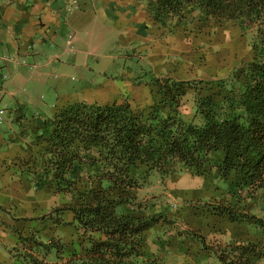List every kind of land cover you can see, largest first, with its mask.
I'll return each mask as SVG.
<instances>
[{"label":"trees","instance_id":"trees-1","mask_svg":"<svg viewBox=\"0 0 264 264\" xmlns=\"http://www.w3.org/2000/svg\"><path fill=\"white\" fill-rule=\"evenodd\" d=\"M134 1L168 35L195 21L231 25L250 58L217 79L150 74L147 109L127 101H80L45 117L19 165L34 189L60 204L29 218L25 235L14 231L9 264H167L159 254L164 241L153 251L146 233L175 220L139 196L154 174L161 180L178 172L199 177L218 198L206 205L211 216L264 228V218L251 213L264 214V0ZM188 95L191 116L181 110ZM189 235L191 243H202L204 263L211 256L217 264L264 261V246L210 247Z\"/></svg>","mask_w":264,"mask_h":264},{"label":"rangeland","instance_id":"rangeland-1","mask_svg":"<svg viewBox=\"0 0 264 264\" xmlns=\"http://www.w3.org/2000/svg\"><path fill=\"white\" fill-rule=\"evenodd\" d=\"M118 9L124 13L132 12L139 21L149 19L143 5L134 0H118ZM144 25L138 35L132 32L128 36L125 34L127 26L121 28L118 25L117 28L113 23H107L101 35L102 42L85 48L84 52H89L90 56L75 58L67 55L61 59L62 68L56 65L47 68L48 75L41 83L34 78L29 85L14 91V98L24 102L21 113L27 117L44 116L54 104L65 100L101 105L127 101L147 109L153 101L148 83L150 74L190 81L217 79L227 76L239 63L250 58L245 39L228 24L206 22L201 25L195 21L171 35L150 21L148 27L147 23ZM66 47L68 53V47H71ZM63 48L64 45L58 53H63ZM73 50L77 51L75 46ZM0 98V120H4L7 106L15 109L16 105L14 99L5 94ZM181 110L187 116L193 114L190 95L182 100ZM149 182L152 186L142 190L140 198L155 204V211H162L170 220H175L173 224L157 228L158 233L155 227L146 233L147 243H151L153 251L158 248L154 243H159L160 239L164 241V249L159 254L165 253L167 264H217L212 256L208 263L203 262L208 256L201 252L202 243L196 237H203L206 245L215 247V236L231 237L230 233H234L238 239L226 243L251 242L264 246V228H254L250 224L253 221L232 224L211 216L206 205L213 204L218 198L212 196L211 189H204L201 178L178 172L162 180L154 174ZM51 201L49 209L60 204L57 197ZM260 211L254 209L251 213L264 218ZM188 234L196 235L193 236L197 239L192 242L194 245L186 238Z\"/></svg>","mask_w":264,"mask_h":264},{"label":"crops","instance_id":"crops-1","mask_svg":"<svg viewBox=\"0 0 264 264\" xmlns=\"http://www.w3.org/2000/svg\"><path fill=\"white\" fill-rule=\"evenodd\" d=\"M131 14L118 9V0H0V55L7 58L6 62L0 60V97L5 94L16 105L15 109L7 106L6 119L0 120V264H9V251L17 246L14 231L25 235L27 220L49 210L53 199L33 188L19 162L34 148L40 122L56 109L72 103L58 102L49 109V114L27 118L21 113L24 102L14 98V91L29 85L34 78L41 83L48 75L47 68L55 65L62 68L61 59L67 55L90 56L84 52L85 48L102 42L107 23L117 28L127 26L125 34L138 35L140 27L145 23L148 27L151 22L139 21ZM66 46L71 47L68 53ZM2 76L6 78L2 80ZM233 234L230 233L231 237L218 234L214 239L216 243L238 239Z\"/></svg>","mask_w":264,"mask_h":264},{"label":"built area","instance_id":"built-area-1","mask_svg":"<svg viewBox=\"0 0 264 264\" xmlns=\"http://www.w3.org/2000/svg\"><path fill=\"white\" fill-rule=\"evenodd\" d=\"M0 60L1 61H7V58L4 56V55H0ZM6 77L5 76H2L1 79L4 80Z\"/></svg>","mask_w":264,"mask_h":264}]
</instances>
